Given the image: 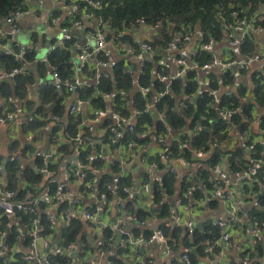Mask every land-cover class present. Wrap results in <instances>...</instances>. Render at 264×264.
<instances>
[{"label":"built area","instance_id":"1","mask_svg":"<svg viewBox=\"0 0 264 264\" xmlns=\"http://www.w3.org/2000/svg\"><path fill=\"white\" fill-rule=\"evenodd\" d=\"M58 1L60 6L48 11V22L53 26H59L61 30V36L56 42V46L58 45L71 53V58L66 61V64L72 68L74 75L72 78L64 80L58 72L51 70L52 81H45L43 86L55 83L75 91L77 88L98 85L101 83V75L103 73L111 74L113 71L115 57L112 49L124 52L127 44L126 58L123 61L126 62L125 72L130 76H134L135 79L131 96L133 97L137 92L143 98H146L152 88L138 84L140 71H134L132 60L137 59L140 61V65H143L144 62L150 61L156 55L155 52L157 50L153 48L150 36L147 37L142 33V30L147 31L149 29L140 21H136L130 27L125 26L122 30L113 29L107 20L98 16L103 6L96 0ZM35 2L42 4V0H35ZM36 3L33 6L38 7L39 5ZM30 5L31 2L27 1L24 7L13 11L9 17L0 20V50H2L4 55L14 56L21 61L20 68H14L10 71L0 68V84L6 81L14 83L17 76L29 74L27 70L28 63L24 60V48H31V45L37 47V45L28 43L26 47H23L17 41L16 35L21 32L20 20L38 14L37 8ZM57 13H60V15ZM233 15L234 21L230 22L226 19L223 11L218 14L222 31L225 35L222 42L214 39L204 42V34L199 29L194 33H181L175 36L168 43V48L164 50L167 52L168 57L159 63L164 73H156V78L171 86L173 81L181 78L186 82L187 73L194 70L196 72V80L199 83L198 95L201 97L203 94L209 93L214 98L215 103H210L207 107L218 109V98L224 94L230 96L232 92H236V89L232 87L239 84L240 76L245 72L252 71L251 66L264 59V52L262 53L259 50L257 52L254 50V54L248 57L246 61L235 60L231 55L232 53L233 55L238 53L248 55L244 53L243 47L264 29L261 25V22L264 21V6L260 8L253 18L247 20L237 21V13L235 12ZM75 28H83V34L87 41L85 48L79 53L76 47L72 50L74 41L72 31ZM191 44H194V46L187 50V47ZM202 52L210 53L212 58L209 62L200 66L195 59ZM170 55L174 56L175 59L171 60L169 58ZM47 60L48 56L45 61L47 62ZM93 60H95L94 68H90V63ZM137 64L139 65V63ZM253 71L256 74H260L259 77L264 76V69ZM212 73L217 74H214L217 78L213 82L209 78ZM229 73L234 76V85L225 87L224 78ZM90 77L91 80H86V78ZM241 81H243V78H241ZM214 82L219 86L216 91L210 89V85ZM248 88L249 91H252L251 86H248ZM72 94L71 99L75 97L68 105L67 119L72 117L77 122L78 132L68 142L70 155L62 156L57 154L55 146L53 151L43 150L40 141L35 140L33 137H24L25 144H31L35 149L33 153L28 154L30 159L39 158L44 164L40 170V173L44 176L43 183L40 186L41 189L47 183H59L57 179L58 171L51 170L48 166L50 161L58 163L60 165L59 168L61 167L67 173L69 181L65 180L63 183L58 184V194L52 196L50 191L45 189L36 195L35 200L15 201V193L3 188L4 167L0 164V264H52L53 258H60L61 256L67 258L66 264H78L77 258L81 251L79 244L72 243L60 246V243L55 244L54 242V239L58 238L59 232L73 220L82 222L88 231L92 230V232L90 231L91 234L87 235L90 242L95 236L102 241L103 232H111L110 239L104 240V243L108 244L110 251L107 252L99 247L96 251H88L86 260L89 264H97L103 258H106V262L103 264H116L112 259L120 248L127 251L123 256V261L126 264L132 257L135 258L136 264H155L152 258L147 257H144L143 262H140L135 257V250H139V253L143 250V253H141L143 256L146 249H157L158 246L163 247L165 256H171V254L179 252L186 237L185 235L187 233L192 234L198 228L191 221L189 223L185 222V211L201 210L204 204L210 202L222 203L227 215L225 220L213 221L214 225L222 231L220 239L214 245L220 247L221 250L209 264H230L228 259L224 257L227 251V244L232 242L236 233L241 234L242 241L237 247V257L235 258L237 262L234 261V263H259L260 259L257 256L258 248L264 242V220L260 221L258 218L249 219V209L257 205V194L252 191L248 193L246 185L253 188L254 183L258 182L260 191L264 192V182L257 180V175L262 169L264 170V129L260 127L261 112H257L254 115L251 131L249 134L244 135L238 131L234 124V118L239 110L224 107L223 110L217 111L216 121L221 122L225 126L223 133L228 132L229 134V139L224 148L225 150H231L234 141L237 140L239 143L238 147L246 151L250 161L247 171L235 173L230 170L227 161L209 165L207 161L211 153L204 149H199L192 150V160L199 162L197 170H192L193 172H191L189 170L191 162H187L183 166L186 172L180 174L179 166L184 158L181 155L176 156L173 149L174 143L179 141V135L176 132L170 131L166 134L154 136L155 129H148L143 136L140 137L139 134V137L144 139L150 137V141L141 144L135 142L130 144V146L119 143L114 146L113 143L120 142L125 133H134L135 131V121L132 117L122 116L112 109L111 104L115 94L103 95L108 104L106 109H97L91 106L90 102L79 98L75 93ZM123 94L126 95L125 93ZM165 94V92H161L157 99L164 97ZM194 98L182 97L180 102L177 100L178 110L195 104ZM130 108L133 110L132 106ZM154 108L155 104L148 101L144 112L150 114ZM87 109L88 114L86 113ZM50 118V127L55 126V124L64 126L63 124L66 123V119L60 120L58 116L51 115ZM32 120V118L29 119V121ZM202 120L208 121L209 119L206 116H202ZM8 122L9 119L0 118V125L8 124ZM200 127L201 125L198 124L193 133L198 134ZM254 127L255 131H253ZM186 131L192 134L189 129ZM107 132L111 134L110 140L105 138ZM61 133H63V129ZM100 144L101 148L97 147ZM152 144L156 146L154 150H150V145ZM218 146L217 141L212 148L216 149ZM109 148L112 150L110 152L117 149V154L113 157L110 156L108 153ZM191 148L192 146L187 139L180 141L182 152ZM99 149L101 150L99 151ZM13 157L12 160L18 157L22 160V151H20L18 156L15 154ZM96 159L98 162H103L105 166L94 167L92 169L93 172L89 174L95 175L92 178L89 177L86 170L90 169ZM116 162L120 163V173L113 176L114 184H107L106 190L101 192L99 190L101 174L105 173L106 168H109L108 172L112 173L111 166ZM125 169H128L127 172L130 174L138 173L137 176L140 174L141 180L137 182L131 180V186H125L119 190L117 187L119 178H130L125 175ZM205 172L207 174H204ZM143 173L150 177L149 181L145 179L147 176L142 178ZM167 174L178 176L180 181L188 180L192 177L194 187L186 191L179 186L174 195L165 193L163 199L169 205L171 213L165 218H160L159 213L152 212L156 203L153 200L151 186L155 182H160L162 176ZM73 183L80 190L77 196L70 194V187ZM171 199H174V203H172ZM141 202H145L148 206L144 210L139 208L135 212L136 216L124 213V210L128 211L132 204H141ZM29 203L35 206L48 203L49 206L46 209V213L49 216L47 220L51 229L50 233H41L37 220L32 225L19 224L21 219H17V212L23 210L34 212L33 208L28 207L27 204ZM63 203L68 204L66 212H60V206ZM249 205L251 207L248 209L247 206ZM109 206L113 207L115 217L118 219L111 225L104 224L101 219L103 215L108 213ZM78 208L83 209L82 215L76 214L75 210ZM261 210L264 213V207ZM140 211L148 214V218H139L138 213ZM2 217H6L11 221L4 228L1 227ZM155 218L156 224H152L151 221ZM131 222H136L143 232L134 235L130 229ZM13 225H17L15 231ZM162 226L169 230L170 233L175 230L180 231L178 240L169 237L162 229ZM98 230L99 232H97ZM14 233L15 237L10 240L9 238ZM118 233L122 234L123 239L120 246L115 247L114 241ZM40 241H42V245ZM93 245L96 247L97 241ZM98 245L102 246V243L98 242ZM209 251L214 253L212 247L209 248ZM179 253V259H181L182 264H192L190 259L192 250L185 249ZM200 264L206 263L201 262Z\"/></svg>","mask_w":264,"mask_h":264},{"label":"trees","instance_id":"2","mask_svg":"<svg viewBox=\"0 0 264 264\" xmlns=\"http://www.w3.org/2000/svg\"><path fill=\"white\" fill-rule=\"evenodd\" d=\"M29 0H0V20L10 16V14L24 7L25 2ZM103 6L98 16L107 20L111 27L116 30H122L125 26H131L136 21H140L147 29H152L153 33L150 36L151 44L155 50V56L150 61L144 62L142 65H133L134 71H140L138 84L140 86H150L152 91L146 98L140 93H135L131 96L134 89V76L128 75L124 68L125 61H119L113 66L111 74L103 73L101 75V83L98 85H90L83 88H77L75 91H71L69 88L63 85H56L50 83L46 86H42L38 89V107L35 112L33 109L24 108L21 112L24 114L23 119L26 120L21 129L22 133L28 134L41 132L47 129L51 124L50 116H58L60 120L66 119L64 126L55 124L49 128V143L54 145L57 154L62 156L70 155V146L68 142L71 138H74L78 132L77 122L72 117H68V105L71 101L72 93H75L79 98L90 102V105L97 109H106L107 102L103 98L105 94H115L111 106L115 112L120 113L122 116L132 117L135 121L134 133H125L120 142H114L113 145L119 143L130 146L132 143H146L150 141V137L144 139L140 138L145 134L148 129H155L153 135L168 133L170 131L176 132L179 136V141L175 142L173 149L175 155L183 156L185 161H191L193 158L192 150L204 149L210 152V157L207 161L209 165L218 163L221 161H227L230 170L235 173H244L247 171L250 161L248 155L244 149L237 147L231 150H225L224 145L229 139L228 132L223 133L225 126L218 122L217 111L223 110L224 107L230 109H237L238 114L234 118V124L241 134H249L252 128V122L254 121V115L257 112H261L260 127L264 129V76L260 74L253 75L252 91L244 85L238 87V91L232 92L230 96L226 94L218 98V109L208 108L207 105L215 103L214 98L209 94H203L193 105H189L187 108L178 110L177 100L179 97L194 98L198 95L199 83L196 80V72L191 70L186 75L185 80L178 79L173 81L171 86L167 83L161 82L156 78V73H164L163 69L159 66L160 61L163 59L159 56V52L168 48V43L171 42L175 36L181 33H194L199 29L204 34V42L214 39L215 41L222 42L225 38L222 31V25L218 18V14L223 11L226 19L230 22L234 21V13H237V21L247 20L253 18L255 14L264 6V0H96ZM259 19V17H258ZM34 46L31 48H24V60L29 64H37V70L41 76H45L48 70H54L65 79L73 77V70L66 64L71 58V53L58 45L48 54V60L45 63H36V52ZM19 51V49H17ZM245 54L252 53L254 51L251 42H248L244 47ZM212 55L208 52H202L198 55L195 61L203 66L209 62ZM21 61L17 60L14 56L4 55L0 53V68L10 71L14 68H20ZM28 75L17 76L15 82L6 81L0 85V101L6 102L10 105L7 112L18 111V105L16 103L23 102V104H29L30 94L34 87V76L30 72ZM168 74V73H167ZM213 82L216 80V76L212 73L209 76ZM234 85V76L229 73L224 78V86L232 87ZM212 91L219 89L217 83L210 85ZM161 92H165V96L157 99ZM125 93L126 95H124ZM251 95V97H249ZM148 101L155 104V108L152 113L148 114L144 112L145 105ZM133 107V110L130 107ZM197 115V116H196ZM202 116L208 117V121H203ZM163 117V118H161ZM0 118H7L4 114V107L0 106ZM32 118V121L29 119ZM203 121V122H202ZM10 124V123H9ZM62 124V123H61ZM200 124L198 134L193 133L197 125ZM107 125V124H106ZM63 129V133H61ZM192 134H189L186 130ZM140 134V137H139ZM111 134L107 132L106 139L110 140ZM188 140L191 144V149H186L184 152L180 149V141ZM24 144V137L20 139ZM65 140V141H64ZM218 141V148L213 149L212 146ZM2 142V131L0 130V143ZM22 142L13 143L11 153L18 154L21 149L20 146L24 145ZM112 143V141H110ZM101 148V144L97 146ZM101 149H99L100 151ZM22 151V160L18 157L12 160L15 155H9L5 158L0 157V164L4 167L3 188L7 191L15 193L14 200L17 202L28 200H35L36 195L40 194L43 190L48 189L50 194H58V184L47 183L43 189L40 188L44 179L43 174L40 173L41 168L44 166L41 159L37 158L31 160L28 154L35 151L31 144H26ZM227 155V157H226ZM225 159V160H224ZM227 159V160H226ZM194 161V160H193ZM120 163H113L111 166L112 173H102L99 183V190L101 192L106 190L107 184H114L113 176L120 173ZM49 168L54 171H58L60 165L55 162H49ZM104 167L103 162H98L97 159L92 163L90 169L86 170L89 175L93 172L94 167ZM204 174H207L205 172ZM95 175H89L94 178ZM147 181L150 177L143 173ZM204 178V176H203ZM144 179V180H145ZM130 178H119L117 187L121 190L125 186H131ZM257 180L264 182V170L262 169L257 175ZM131 184V185H130ZM181 186L182 190L189 191L194 187L192 179L180 181L178 176L171 174L163 175L160 182H155L152 186V196L156 203V206L152 209V212L159 213L160 218H165L171 213L169 205L165 203L163 199L164 194L174 195ZM246 191H251L257 194V205L249 209V219L258 218L260 221L264 220V213L262 208L264 207V192L260 191L258 182L254 183V187L251 188L246 185ZM29 208H33L34 212L29 210L19 211L16 217L20 225H32L35 220L39 222L41 233H50V225L48 222V214L46 209L49 206L48 203H42L38 206L34 204H27ZM68 204L63 203L60 206V212H66ZM138 217L147 219L148 214L143 211L138 213ZM9 222L6 217L1 219V227L4 228ZM249 227V225H248ZM14 231L17 225H13ZM162 229L169 237L176 238L178 240L180 231L175 230L170 233L164 226ZM80 221L73 220L71 223L63 228L59 232L60 246H66L68 244H79L81 251L78 255V264H89L86 260L88 251H96L98 247L100 249L110 251L108 244L104 243V240L110 239V231L103 232V240H99L95 236L92 242L89 241L87 235H81ZM13 231V232H14ZM149 233V232H148ZM146 233V234H148ZM221 229L214 225V222L208 221L202 227H198L192 234L187 233L183 240V248L186 250L197 249V254L191 253L190 259L192 264H200V262L210 261L213 258L211 252H209L210 246L214 249V252H220L221 248L214 246L215 242L221 237ZM149 236V234L147 235ZM15 237V233L9 238L10 240ZM97 241V246L93 244ZM98 242L102 243V246L98 245ZM9 243V242H8ZM181 246V247H182ZM258 258L262 259L264 256L263 246L258 248ZM127 251L121 248L115 253L112 261L116 264H126L123 261L124 253ZM66 257L53 258L52 264H66ZM173 264H182L181 262L174 261ZM258 264H264L259 260Z\"/></svg>","mask_w":264,"mask_h":264},{"label":"crops","instance_id":"3","mask_svg":"<svg viewBox=\"0 0 264 264\" xmlns=\"http://www.w3.org/2000/svg\"><path fill=\"white\" fill-rule=\"evenodd\" d=\"M29 2H31V5L30 6H32L34 8H37L38 14L36 16L27 17V18H23L22 20H20L19 26L21 28V31H22L23 26L25 27L27 23H29V22H37V20L41 16V13H45L48 16V11L42 10V6L45 3L44 0H42V4L36 3L35 0H29ZM34 3L38 4L39 6L38 7L33 6ZM58 6H60L59 5V1L58 0H53V6H52L51 9H53V8L56 9V8H58ZM57 14L60 15V13H57ZM64 15H65V13H64ZM47 23L50 26H53L48 21H47ZM261 25L264 27V21L261 22ZM55 27H58L59 28V26H55ZM142 33L144 35H146L147 37H149V36L152 35L153 31H152V29H149L147 31L146 30H142ZM251 43L253 45L254 50H256V52H257V50H259L262 53L264 52V29L262 30V32L257 37H253ZM29 44H35V45H37V49H38V39H37V36H35L34 33L30 35ZM86 44H87V41L85 39L84 34H83V39L81 41L77 40L74 37V41H73V44H72V50H73V48L76 47V48H78V51L77 52L79 53L80 51L83 50V48H85ZM22 46L23 47H26V45H22ZM192 46H194V44H191L189 47H187V50L189 48H191ZM126 47H127V44H126ZM126 47L124 48V50H125L124 52L118 51L116 49H112L113 54H114V57H115V61H114L115 64L117 62H119V61H122L124 58H126V53H127L126 52L127 51ZM225 48H227V47H225ZM164 50L159 52V56H162L163 59H166L168 57V54ZM34 51L37 53V50H34ZM1 52H2V50H0V53ZM253 54H254V52L252 54H248V55H244L242 53H238V54H234V55L232 53L231 55L233 56V58L235 60H238V61L239 60L240 61H246L247 58L250 57ZM47 56H48V54H47ZM47 56L44 59H42V60L36 59V63H45L46 62L45 60H46ZM169 58L171 60L175 59L174 56H172V55H170ZM152 59H153V57L150 60H152ZM132 63L134 65H138L137 63H139V65H140V61H138L137 59L132 60ZM90 64H91L90 65V68H94L93 67V64H95V60H93ZM30 66H33V68L38 72V70H37V68H38L37 67V64H35V63L34 64H29L27 66L28 69L30 68ZM251 68H252V71H248V72L243 73L242 76H240L239 84H236L235 86L232 87V88H235L236 89V92L238 91V86L239 85H244L247 88H248V86H251V87L253 86V84H252L253 75L256 74L253 70H263L264 69V59L262 61H260V62L255 63L253 66H251ZM216 73L218 74V72H216ZM216 73H214V74L217 75ZM38 74H39V72H38ZM46 76H49L50 79L44 78L42 84L34 92H32L30 94V101L28 102L29 103L28 105L27 104H23V102L16 103V105H18L17 106L18 107V111L15 110V112H11V113H10V111L7 112L6 109H9V106L10 105L6 104V102H1L0 101V106L1 107H4V114L7 115L8 116V119H9L8 124L0 125V130L2 131V142L0 143V157L5 158V157H7L9 155H14L15 153H11V152H13L12 151V148H13L12 145L15 142H19V141L22 142L20 140L22 137H26V138L27 137H31V138L33 137L35 140L40 141V145H41V148L43 150H46V151H50L51 150V151H53L54 145H50V143H49V128H50V126L47 129L42 130L41 132H36V133H30L29 132L28 134H24L21 131V129L23 127V123L25 124V122H26V120L24 121V119H23V115L24 114L21 112V109L24 108L25 111H26L27 109H30L31 110V109L34 108V111L35 112L39 109V107H38V97H37L38 89L43 86V83L45 81H49V82L52 81L51 70H48L47 71V73H46V75L44 77H46ZM241 78H243V81H241ZM86 80H91V77L88 78V79L86 78ZM34 84H35V80H34ZM86 113L88 114V109H87ZM253 131H255V127L253 128ZM252 136H254V135L252 134ZM24 146H26V144L20 146V148H21L20 150H23ZM238 146H239V143H238L237 140H235L234 143H233L232 149H235ZM155 148H156V146L154 144L150 145V150H154ZM20 150H19V152H20ZM110 151H112V150L109 148L108 149V153L112 157L117 154V152H116L117 149L114 150L113 152H110ZM187 162L188 161H184V160L181 161V164L179 166L180 167V169H179L180 170V174H183V173L186 172V170L183 168V166ZM189 162H191V165L189 167V170L191 172L197 170V168L199 166V162H197L195 160L194 161L191 160ZM108 169L109 168H106L105 169V172L106 173H109L108 172ZM125 171H126L125 172V175L127 177H131L132 180H135L136 182L141 180L140 174H139V176H137L138 173L137 174L136 173L135 174H132V173L130 174L129 172H127L128 169L127 170L125 169ZM57 179H58L59 183H63L65 180L66 181H69V177H68L67 173L61 167L58 169ZM191 179H192V177H191ZM42 183H43V181H42ZM70 183H71V181H70ZM79 192H80L79 187L75 183H73V185L70 187V194L72 196H77L79 194ZM147 206L148 205L145 202H141V204L134 203V204H132V207L129 208L128 211L124 210V213L129 214L131 216H136L135 212H137L139 210V208H141V209L144 210L145 208H147ZM247 207L249 209L251 206L249 205ZM109 208L110 209L108 210V213H106L105 215H103L101 217V219L103 220V223L104 224L111 225L114 222H116L118 219L115 217V210L113 209V207H110L109 206ZM75 212L78 215H82L83 214V209L82 208H78V209L75 210ZM226 215L227 214L225 212V209H224V206H223L222 203H220V202H210V203L204 204V207L201 210H191L189 212L185 211V222L186 223H189L191 221L196 226L202 227L206 222L211 221V220L212 221L225 220L226 219ZM155 221H156V218L151 221L152 224H156ZM80 223H81V230H80L81 235L82 234L83 235H90L91 234L90 231L92 232V230L90 229V231H88L87 228L84 226V224L82 222H80ZM130 226H131V228H130L131 229V232L134 235H137V233L140 234V233L143 232L139 228V226H138V224L136 222H131L130 223ZM97 232H99V230ZM59 241H60L59 237L54 239L55 244L56 243H60ZM241 241H242L241 234L236 233L234 235L233 239H232V242H229L227 244V251H226V254H225V257L224 258L225 259H228V262L230 264L231 263H234V261L237 262V259H235L237 257V247L239 246V244H240ZM262 246H263V249H264V242L262 243ZM184 250L185 249L183 248V246L180 247V251H184ZM138 251L139 250H135V253H136V256L135 257L140 262H143L144 257L152 258L154 260V263L155 264H173L174 261L182 262L181 259H179V257H180V253L179 252L180 251L177 252V253L171 254V256H165L164 249H163L162 246H158L157 249H155V248H152L151 250L146 249L144 256L141 253H139ZM211 254L213 255L212 260L215 259L217 257V255H218L216 252L211 253ZM260 260L264 263V256ZM210 261H206L204 263L209 264ZM105 262H106V258H103L102 260H99L97 262V264H103ZM127 264H136L135 258L132 257ZM234 264H236V263H234Z\"/></svg>","mask_w":264,"mask_h":264},{"label":"rangeland","instance_id":"4","mask_svg":"<svg viewBox=\"0 0 264 264\" xmlns=\"http://www.w3.org/2000/svg\"><path fill=\"white\" fill-rule=\"evenodd\" d=\"M45 3L42 6V10L49 11L53 6V0H44ZM48 16L45 13H41V16L37 20V22H29L26 26L22 28V31L16 35L17 41H19L22 45H27L30 40V35L35 34L38 39V49L36 53V59L42 60L47 54L54 48L56 41L61 36V30L58 27L50 26L48 23ZM83 28L81 29H73L72 35L77 40L81 41L83 39ZM30 71L32 72L35 80V84L33 87L34 92L43 82V79H50L49 76H41L38 72L30 66ZM193 250V249H192Z\"/></svg>","mask_w":264,"mask_h":264},{"label":"water","instance_id":"5","mask_svg":"<svg viewBox=\"0 0 264 264\" xmlns=\"http://www.w3.org/2000/svg\"><path fill=\"white\" fill-rule=\"evenodd\" d=\"M31 46H32V45H31ZM34 48L37 50V47H36V46H35ZM74 97H75V96H74ZM74 97L71 99L70 103L72 102V100L74 99ZM182 97H183V96H181V97L178 98V102H180V100L182 99ZM199 97H200V96L197 95V96L193 99L195 103H197ZM196 116H197V115H196ZM217 122H218V121H215V122H214V125H215ZM171 201H172V203H174V199H171ZM122 239H123L122 234H121V233H118V234L116 235V238H115V241H114V245H115V247L120 246V243H121ZM40 244L42 245V241H40ZM141 253H143V250L141 251ZM192 253H193V254H197V249H193V250H192Z\"/></svg>","mask_w":264,"mask_h":264}]
</instances>
